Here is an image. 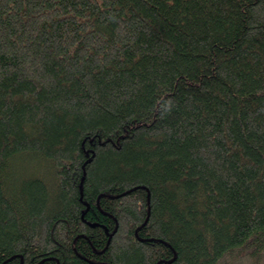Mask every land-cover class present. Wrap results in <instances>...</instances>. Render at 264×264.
<instances>
[{
  "label": "trees",
  "instance_id": "16d2710c",
  "mask_svg": "<svg viewBox=\"0 0 264 264\" xmlns=\"http://www.w3.org/2000/svg\"><path fill=\"white\" fill-rule=\"evenodd\" d=\"M0 264H264V0H0Z\"/></svg>",
  "mask_w": 264,
  "mask_h": 264
}]
</instances>
